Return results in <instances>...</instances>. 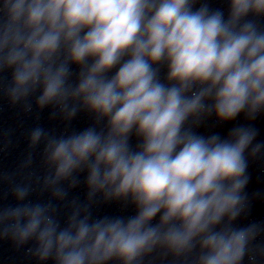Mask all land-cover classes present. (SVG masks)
Here are the masks:
<instances>
[{
	"label": "clouds",
	"instance_id": "obj_1",
	"mask_svg": "<svg viewBox=\"0 0 264 264\" xmlns=\"http://www.w3.org/2000/svg\"><path fill=\"white\" fill-rule=\"evenodd\" d=\"M260 18L264 0H228L227 16L208 0H0V73L11 72L0 92L25 112L35 96L52 118L94 120L60 135L29 130L21 178L0 175L15 201L0 204V239L31 243L41 264H144L158 252L173 264H242L264 231L234 226L249 209L246 152L264 144L251 126L227 138L193 129L212 114L264 113ZM81 173L87 201H68ZM34 192L50 196L34 201ZM98 196L136 214L93 219Z\"/></svg>",
	"mask_w": 264,
	"mask_h": 264
}]
</instances>
